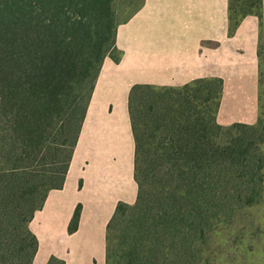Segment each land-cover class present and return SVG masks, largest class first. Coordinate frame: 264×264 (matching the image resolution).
Here are the masks:
<instances>
[{
  "label": "trees",
  "instance_id": "1",
  "mask_svg": "<svg viewBox=\"0 0 264 264\" xmlns=\"http://www.w3.org/2000/svg\"><path fill=\"white\" fill-rule=\"evenodd\" d=\"M119 25L114 0H0V249L14 252L9 264L33 261L38 239L30 223L49 192L65 183L105 58L121 59ZM222 94L220 77L181 87L133 85L128 105L138 191L133 204H117L106 225L107 264L112 231L128 215L133 255L147 252L146 225L169 231L190 251L230 230L238 210L264 208V117L222 126L216 121ZM213 127L226 130L227 141H214ZM152 149L165 162L149 168L140 159ZM149 172L161 177L155 187L148 185ZM151 194L155 213L149 212ZM81 209L77 204L70 233ZM48 264L65 263L51 257Z\"/></svg>",
  "mask_w": 264,
  "mask_h": 264
},
{
  "label": "crops",
  "instance_id": "2",
  "mask_svg": "<svg viewBox=\"0 0 264 264\" xmlns=\"http://www.w3.org/2000/svg\"><path fill=\"white\" fill-rule=\"evenodd\" d=\"M230 4L231 0H144V18L137 26H129L127 39L121 34L124 25L118 26L116 46L122 52L121 59L116 63L105 58L63 188L51 191L46 199L53 204L46 207V214L55 217L54 224H59L54 227L48 223V227L63 232L55 239L46 237L57 252L66 243L81 246L96 245L93 242L97 241L101 246L117 204L136 200L135 141L128 105L133 85L179 87L197 78L220 77L223 94L218 123L256 124L257 34L254 30L249 34L241 32L247 18L232 34ZM244 35L249 37L246 44L239 43ZM238 56H243L244 63L235 70L232 58ZM239 68L244 76L235 74ZM245 81L240 91L238 87ZM73 168L78 173L70 179ZM79 203L82 209L78 229L69 234L68 222ZM56 253L51 248L47 252Z\"/></svg>",
  "mask_w": 264,
  "mask_h": 264
},
{
  "label": "rangeland",
  "instance_id": "3",
  "mask_svg": "<svg viewBox=\"0 0 264 264\" xmlns=\"http://www.w3.org/2000/svg\"><path fill=\"white\" fill-rule=\"evenodd\" d=\"M143 1L144 0H114L117 21L120 24L124 25L121 28L122 38L127 39L126 33L128 32L129 26H137L140 23V18H144V12L141 13ZM230 10L231 30L237 23L234 30L231 31L233 35L237 31L240 22L243 21V19L245 18H247V21L243 24L244 28L241 32L249 34V31L254 30L257 34L256 43L257 64L259 69V116L264 117V0H231ZM132 16L133 19L128 22V20ZM244 37L245 35L240 37L243 39H240L238 42L246 44L247 39L249 37ZM237 53L241 55L240 52ZM242 58L243 56L232 58V66L233 68H235V70H237L238 65L244 63V59ZM247 59L249 60L250 57L248 56ZM239 70L243 72V70L239 68L238 71L235 72L237 77L244 76L243 73H241ZM245 83L246 81L240 83V86L238 87L240 91L242 90V84ZM209 115L210 113H206V116H204V120H207ZM198 122L201 123V120H199ZM222 126L227 127L229 125ZM210 135L216 142L218 141L224 143L228 139V134L226 130L218 131L214 127L213 129H211ZM161 136V138L165 137V139H167L165 134H161ZM158 139L159 137L157 138V140ZM157 140H155L154 142L147 140L148 146L154 148V146L157 144ZM148 152L149 154L144 153V157L140 159V162L142 160V162H144V165H147L146 167L154 168L155 166H160L158 165L160 163L164 164L165 159L157 158L154 156V149L149 150ZM144 165H142L139 169V174L142 178H145L144 176L146 167ZM46 167L54 168L57 171L61 170L60 165H49ZM39 169H44V166H39ZM77 173L78 170L76 168H73L72 176L70 177V179H72L73 176H76ZM148 178V185L151 187H155L158 184L159 178L161 177H154L150 173ZM50 182L53 183V179H51ZM56 190L60 189H53L51 191ZM152 199L153 194H151V200L148 202V206L151 209L149 210V212L155 213V210H153L154 204L152 202ZM52 206L53 204L51 202L49 203L46 201L42 210L45 211L46 209V211H38L35 214L34 219L30 223V229L38 238V248L31 264H48L51 257H56L60 260H63L65 264H107L106 241L102 242L101 246H99L97 241L93 242V244L96 243V245L83 244L81 246H70L66 243L65 247H59L60 250L58 252L56 249L51 247L50 243L47 242L46 237L51 236L52 239H55L63 234V232L59 230L54 231V228L50 227V229L48 227V223H52L54 227H59V224H54V222L57 221L55 217L46 214L48 211V208L46 207ZM234 215L233 223L229 225L230 230L226 232H220L219 234L214 236L211 241H208L206 245H203V243H195V245L192 246L190 251H187L183 248V244L180 241V238L170 237L171 233H169V231L166 232L165 235H163L160 230L154 231L153 227L151 229L149 228V225H146L142 230L147 235L143 239H149V246L147 248V252L145 254H143V252L137 254L134 251L133 255H128V253L129 250L133 247L132 237L135 234V230L129 229L128 227V225H132L133 220L132 217L128 215L127 217L122 218V220L118 222V224L112 231L114 241L109 247L108 255L110 262L108 263L264 264V208L261 207L252 208L249 210H238L234 213ZM229 216H232V213L229 214ZM69 223L70 220L68 222V226ZM153 224L155 223H152L151 226ZM48 232H50L51 235H46ZM127 232L130 234V236H126ZM153 232L157 233L153 234ZM68 233L71 234L69 231ZM50 248L55 253H57L48 255L47 252ZM0 250L1 254L6 251L2 248ZM14 257V252L11 249L8 250V253L1 255L0 260H3L7 264H9L11 261H13Z\"/></svg>",
  "mask_w": 264,
  "mask_h": 264
}]
</instances>
